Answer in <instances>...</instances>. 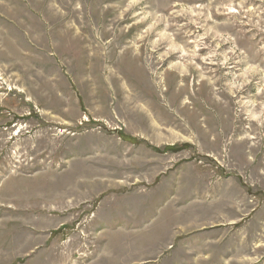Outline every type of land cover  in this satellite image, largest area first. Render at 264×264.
<instances>
[{"label":"rangeland","instance_id":"obj_1","mask_svg":"<svg viewBox=\"0 0 264 264\" xmlns=\"http://www.w3.org/2000/svg\"><path fill=\"white\" fill-rule=\"evenodd\" d=\"M0 264H264V0H0Z\"/></svg>","mask_w":264,"mask_h":264}]
</instances>
